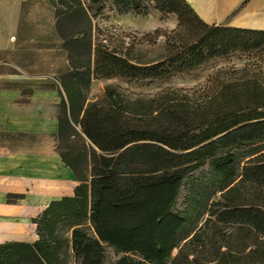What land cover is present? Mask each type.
Listing matches in <instances>:
<instances>
[{"label": "trees", "instance_id": "trees-1", "mask_svg": "<svg viewBox=\"0 0 264 264\" xmlns=\"http://www.w3.org/2000/svg\"><path fill=\"white\" fill-rule=\"evenodd\" d=\"M108 1L174 16L146 34L161 53L93 47L89 10ZM48 2L63 48L86 56L57 77V148L79 184L35 218L37 240L0 244V264H104L105 245L115 264H264V30L208 23L187 0ZM234 54L252 60L190 90L88 97L93 78L148 84Z\"/></svg>", "mask_w": 264, "mask_h": 264}, {"label": "crops", "instance_id": "crops-1", "mask_svg": "<svg viewBox=\"0 0 264 264\" xmlns=\"http://www.w3.org/2000/svg\"><path fill=\"white\" fill-rule=\"evenodd\" d=\"M190 1L212 23L238 0ZM24 2L0 0V244L37 240L35 218L52 200L74 196L79 184L57 149V77L71 68L66 49L56 20L46 19L45 32L27 30ZM236 17L240 26L264 30V0H249ZM37 50L49 57L47 63L61 50V67L41 69ZM94 81L98 79L91 80L89 91Z\"/></svg>", "mask_w": 264, "mask_h": 264}, {"label": "rangeland", "instance_id": "rangeland-1", "mask_svg": "<svg viewBox=\"0 0 264 264\" xmlns=\"http://www.w3.org/2000/svg\"><path fill=\"white\" fill-rule=\"evenodd\" d=\"M187 1L193 6L190 0ZM245 4L242 3V0H238L224 14L211 19L210 22L247 28L238 25L236 17L239 10L245 6ZM89 15L91 19L93 47L96 45H104L109 50H115L117 52V45H121L122 42L125 43V45L132 43L134 48L144 55L143 58L145 60L160 54L162 51L160 42L162 38L160 37L158 39L156 45H152L151 39L147 37L146 34L152 32L156 28L169 30L176 24V18L174 16H161L155 11L146 16L132 13L119 14L110 1L103 6L92 7L89 10ZM22 18L26 21L28 31L45 32L48 30L46 19L49 18L50 21H52L51 23L56 20L55 7L52 6L48 0H25ZM74 22V19L64 20L61 29L65 32H69L73 28ZM60 43L61 42H59L58 48H60ZM65 52L69 64L71 59L77 61L86 58L84 48L82 47L78 49H66ZM34 53L36 54V65L43 70L52 69L54 67L59 68L62 65L63 56L60 54L61 50L56 52V55L50 57L51 63H47L49 57L44 55L45 52H39V50H37ZM251 60V56L234 54L228 58L211 60L190 73L178 74L168 79L156 80L148 84L143 83L142 85L128 83L124 79L117 77L99 78L98 81H94V86L90 88L88 97L93 99L99 96L103 88L108 84L116 87L119 86L121 90L130 97H135L136 95H152L166 88H184L190 90L205 84L208 78L219 70L240 68ZM57 114H59V108L57 109ZM104 247L106 255L104 264H115L122 253L117 252L109 245H105Z\"/></svg>", "mask_w": 264, "mask_h": 264}]
</instances>
